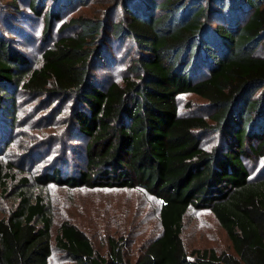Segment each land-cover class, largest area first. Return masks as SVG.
<instances>
[{"label":"trees","instance_id":"trees-1","mask_svg":"<svg viewBox=\"0 0 264 264\" xmlns=\"http://www.w3.org/2000/svg\"><path fill=\"white\" fill-rule=\"evenodd\" d=\"M52 1L28 2L43 16L45 37L65 10L93 0ZM116 2L124 15L111 25L86 16L64 22L35 68L0 29V103L7 114L15 111L14 87L72 96V120L86 142V169L63 178L56 169L36 182L139 187L162 202V230L133 263L114 240L110 260L104 259L71 222L60 226L57 247L74 264H264V174L251 177L245 162L264 157V0ZM109 37L130 41L136 56L131 77L102 88L92 71ZM184 94L208 101L209 120L180 115ZM203 134H218L222 144L203 149ZM8 178L0 165V188ZM16 199L0 218V264H49L53 217L47 203L28 189ZM191 209L213 214L234 254L196 250L190 259L182 233Z\"/></svg>","mask_w":264,"mask_h":264},{"label":"rangeland","instance_id":"rangeland-1","mask_svg":"<svg viewBox=\"0 0 264 264\" xmlns=\"http://www.w3.org/2000/svg\"><path fill=\"white\" fill-rule=\"evenodd\" d=\"M15 1L0 0V29L13 47L27 57L30 68L40 66L43 51L57 39L60 26L71 17L102 19L111 25L124 15L117 0H93L86 6L76 3L63 12L50 36L45 37L43 16L34 15L29 0ZM47 3L50 5L53 1ZM109 39L110 43L102 41L103 60L92 71L93 80L102 88L113 82L123 84L126 77H131L128 68L136 56L130 41ZM13 89L16 105L13 116H9L5 104L0 103V165L9 175L4 189L0 188V218L8 216L17 205V192L28 189L44 199L53 217L49 264H74L55 241L64 222H71L85 232L95 251L104 259L110 260L111 241L114 240L122 248L125 259L135 262L162 230L159 220L162 202L139 187L92 189L68 188L54 182L46 186L38 184V177L56 169L62 178L86 169V142L80 139L72 120L77 104L72 96H37L20 87ZM178 106L184 117L209 120L212 114L208 101L194 94L179 96ZM202 136L205 150L222 144L218 134ZM245 162L251 177L264 174V157L251 156ZM182 239L190 259L194 258L192 252L196 250L234 254L225 231L207 209L188 212Z\"/></svg>","mask_w":264,"mask_h":264}]
</instances>
